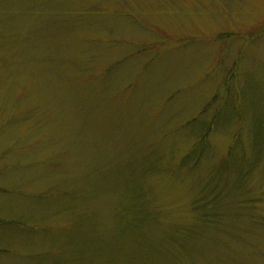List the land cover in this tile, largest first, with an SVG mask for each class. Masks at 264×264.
I'll list each match as a JSON object with an SVG mask.
<instances>
[{
  "label": "rangeland",
  "instance_id": "374dc122",
  "mask_svg": "<svg viewBox=\"0 0 264 264\" xmlns=\"http://www.w3.org/2000/svg\"><path fill=\"white\" fill-rule=\"evenodd\" d=\"M0 264H264V0H0Z\"/></svg>",
  "mask_w": 264,
  "mask_h": 264
}]
</instances>
